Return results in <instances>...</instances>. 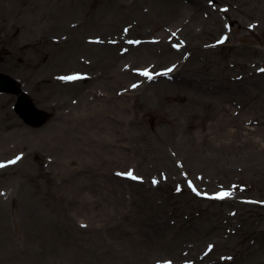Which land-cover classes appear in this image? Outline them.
Returning a JSON list of instances; mask_svg holds the SVG:
<instances>
[{
	"label": "rangeland",
	"instance_id": "374dc122",
	"mask_svg": "<svg viewBox=\"0 0 264 264\" xmlns=\"http://www.w3.org/2000/svg\"><path fill=\"white\" fill-rule=\"evenodd\" d=\"M201 1L197 14L179 18L164 6L165 14L153 22L145 11L163 0H0V72L16 78L50 113L48 127L61 112L92 103L107 105L119 123L101 118L91 130L105 136L120 129L110 159L82 163L55 161L30 131L23 135L27 151L36 152L0 168V195L9 192L0 197V236L7 242L0 264H33L27 257L32 227L40 225L43 234L67 218L77 223L78 248L99 264L144 258L170 264L171 254L162 249L168 245L181 253L180 264H264V0H239L240 6ZM185 29L193 34L182 51L161 35ZM105 44L115 47L107 64L98 59L104 55L98 46ZM146 51L156 63L136 61ZM129 67L134 74L154 67L157 76L174 67L179 73L114 82ZM69 76L81 79H61ZM246 80L251 85H238ZM189 83H205L217 96L198 95ZM121 98L118 109L111 106ZM16 102L14 95L0 94V148L10 146L3 165L27 153L11 151L19 126L42 128L26 124ZM175 146L196 161H184ZM171 147L177 155L166 164L161 154ZM24 159L29 161L22 164ZM118 171L138 179L123 188L105 180ZM71 176L92 178L85 184L98 190L95 197L83 194L86 206L76 211L68 209L61 186ZM19 178L40 202L43 217L36 223L28 219L27 195L12 182ZM223 192L231 195L214 198ZM154 222L164 226L158 244L137 248ZM193 249L198 251L191 255Z\"/></svg>",
	"mask_w": 264,
	"mask_h": 264
},
{
	"label": "bare ground",
	"instance_id": "6f19581e",
	"mask_svg": "<svg viewBox=\"0 0 264 264\" xmlns=\"http://www.w3.org/2000/svg\"><path fill=\"white\" fill-rule=\"evenodd\" d=\"M116 1V0H115ZM122 1L119 4H123V1L126 3L130 2L131 0H118ZM209 2V0H206ZM239 0H232L229 2V5H236L240 6ZM164 2V5H163ZM161 2L163 7L160 5L153 8V10H149L146 12V15L153 16L152 21L154 22L155 19H160V16H163L164 13V6L165 10L170 9L169 12L174 13L178 15L179 18L183 17L186 14H197L196 10H199V5L202 3L201 0H166ZM237 6V7H238ZM231 7V6H230ZM163 8V10H162ZM231 10L227 9L224 12L228 14ZM192 32H190L188 29H185V31L179 32L175 30H165L161 35L167 36L171 39L173 43H177L178 51H182L183 49L187 48L189 45V40L192 37ZM149 45V44H146ZM97 47V45H96ZM98 51L103 53V56L98 57L99 61L104 62L107 64L108 56L111 53H114L115 47L105 45H99ZM106 54V55H105ZM141 55L137 57L138 62L145 63V62H151L156 63L152 57L150 58L148 55V51L140 53ZM99 56V55H98ZM150 58V59H149ZM106 59V60H105ZM149 59V60H148ZM104 60V61H103ZM155 68V67H154ZM152 70H155V69ZM142 70H147V68H143ZM152 70H148L151 72L152 80L159 79V78H165L168 76H175V74H178L177 67H174L169 71V69L165 72H163L159 76H155L154 72ZM166 73V74H165ZM118 74H121V70ZM114 82L117 81L118 85L127 82L128 80H143L147 77L138 74L132 73V68L129 67V69H126L125 75H122L119 78V75L114 77ZM126 79V80H125ZM108 82V81H106ZM145 82V81H143ZM183 83H185V80H183ZM236 83V82H235ZM252 82L250 80H246L244 83H238V85H251ZM189 87L192 88L193 92H196L198 95L201 96H211L212 98L217 96L214 93L213 88H209L207 84H203L202 86H194L191 83L188 84ZM209 98V97H208ZM123 101V98L120 99V101L115 105L111 104L114 108H119L118 105ZM115 105V106H114ZM110 106V107H111ZM111 107V108H112ZM126 113L123 110V116ZM109 117L111 120H113L114 124L116 125L119 123L118 119H116V116L110 117V108L105 105L104 108H100L99 105H94L92 103L89 104H82L77 108L70 109V111L67 113L61 112L56 118H54L52 122V126L48 127L46 124L40 129H29L19 126L17 128L18 134L16 140L13 142V150L23 148L27 151V143L26 138L29 136V131L33 134L31 135V139L38 143V145L43 146L45 151H49L50 155L54 158L55 161L58 162H70L74 163L75 161L79 160L81 163L82 161L86 160L87 162H94L99 160H108L111 158V154L117 150H113L110 148L112 139L115 138L119 133L120 129L117 127H113L112 131L108 133V135L102 136L96 133V131L91 130L95 126H97L101 118H107ZM121 117V116H120ZM123 118V117H122ZM107 122H110L106 119ZM61 123L63 124V130L60 129ZM129 122H126V120L123 118V126L128 125ZM117 126V125H116ZM91 130V131H90ZM230 131V130H229ZM227 131V132H229ZM70 134H73L76 136L77 140H71ZM23 135L26 136L23 137ZM34 137V138H33ZM177 148V146H175ZM175 148H169L166 153H163V158H161L162 162H165L166 164H169L173 161V155H177L174 152H171L172 149ZM0 152V158L4 154H8L10 146L7 145L6 147H1ZM36 148L33 147L30 149V151L23 156V157H29V155L36 152ZM176 150V149H175ZM110 151V152H108ZM156 151V150H155ZM154 151V152H155ZM177 153L180 157L183 156V160L190 161V164H193L196 159L193 154H186L184 155L179 151L177 148ZM27 159H24L21 163H27ZM8 167L9 164H6ZM7 169V168H6ZM5 170V169H4ZM2 171V170H1ZM85 180L91 181L92 178L88 179V177H81L79 179H75L74 176H71L69 180H64L61 183V186L65 188L64 192V200L68 205V209L71 210L74 208L76 211L77 207H85V195L90 197V193L92 192L95 197V194L98 192L92 185L85 184ZM105 180H108L111 184L115 186V184L119 188H123L125 185H129L132 182L129 180H125L122 178H119L118 176L110 173ZM13 183H18L20 191L22 194L24 193L27 195V199L24 202V206L26 212H28L29 218L28 219H34L35 223L38 221V219H42L43 216H41L42 209L40 208V202L35 197L28 195V192H25L26 186L22 182V180L16 179L15 181H12ZM12 182L9 184L11 187H13ZM24 184V185H23ZM89 186V187H88ZM117 188L118 190H120ZM90 191V193H89ZM9 192H6L4 195H0V197H4L8 195ZM85 194V195H83ZM101 196V195H100ZM90 200V199H89ZM119 201H114L113 204L117 205ZM2 208H0V213L2 212ZM1 217V216H0ZM77 223L69 218L63 219V221H58L52 223V229L48 230L45 229L46 232L43 230L42 234V227L38 224H35L33 229L34 238L32 239L33 242L30 244L28 254V259L33 262V264H99V259L97 258H91L92 256L90 254L84 253L85 251L81 252L78 242L81 244V239L76 241V227ZM164 229V226L155 223L154 225H149L148 230L149 233L146 235H143V239L140 240L138 243V247L143 251H148L153 246L158 244V238L162 234V231ZM7 244V242L4 241V236H0V248L2 245ZM77 247V248H76ZM165 253L171 254L170 260H168V263L170 264H180L183 259L181 257V253L179 251H176L172 249L169 245L166 248H162ZM89 250V249H88ZM190 254L193 255V253L197 252L189 250ZM147 253V252H146ZM144 258V253L141 254ZM163 261L155 260L154 262L152 260H145L142 259L137 264H161Z\"/></svg>",
	"mask_w": 264,
	"mask_h": 264
},
{
	"label": "water",
	"instance_id": "95a60500",
	"mask_svg": "<svg viewBox=\"0 0 264 264\" xmlns=\"http://www.w3.org/2000/svg\"><path fill=\"white\" fill-rule=\"evenodd\" d=\"M7 83H8V85H6V83H4L3 81H0V91L8 90L10 92H17V90L15 89V86H13L12 82H7ZM29 102L30 101H29L28 97L23 95L21 98V103L24 104V112H26V114L33 110L32 106ZM43 120H45L44 115L43 114L39 115L38 124L42 123Z\"/></svg>",
	"mask_w": 264,
	"mask_h": 264
},
{
	"label": "snow or ice",
	"instance_id": "6c2138e0",
	"mask_svg": "<svg viewBox=\"0 0 264 264\" xmlns=\"http://www.w3.org/2000/svg\"><path fill=\"white\" fill-rule=\"evenodd\" d=\"M129 42L132 43V41H129ZM169 71H171V69H169ZM165 74H166V73H165ZM141 75H143V76H145V77H148L149 79L152 78V77H151V74H150L148 71H144V72H142ZM61 79H65V80H78V79H81V77H80V76H69V77H61ZM134 87H135V85H134ZM17 159H19V157H18ZM10 163H11V164H15L16 161L13 160V161H10ZM3 167H5V165L0 164V168H3ZM118 175H119V173H118ZM128 176H129V178H131V179H133V180L138 179V178H137L136 176H134L132 173H128ZM154 183H155V181H154ZM190 186H191V185H190ZM230 195H231V193L223 192V193L218 194V195H217L216 197H214V198H215V199L223 200V199L227 198V197L230 196Z\"/></svg>",
	"mask_w": 264,
	"mask_h": 264
}]
</instances>
